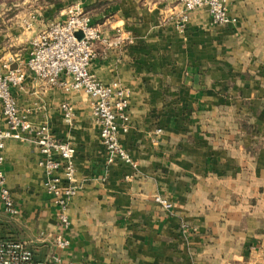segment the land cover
<instances>
[{"label": "crops", "instance_id": "crops-1", "mask_svg": "<svg viewBox=\"0 0 264 264\" xmlns=\"http://www.w3.org/2000/svg\"><path fill=\"white\" fill-rule=\"evenodd\" d=\"M70 4L82 5L102 36L132 40L96 42L90 67L131 91L130 128L119 137L132 162L108 163L87 94L27 70L12 88L20 111L73 142L79 187L64 230L39 147L7 139L3 170L18 213L0 200V237L28 240L37 259L57 253L64 264H264V0H228L237 21L226 25L197 8L183 29L180 0H15L2 6L15 21L13 33L0 31V73L8 61L26 63L38 25L49 23L28 29L22 14L52 18ZM59 233L66 249L55 243Z\"/></svg>", "mask_w": 264, "mask_h": 264}, {"label": "built area", "instance_id": "built-area-1", "mask_svg": "<svg viewBox=\"0 0 264 264\" xmlns=\"http://www.w3.org/2000/svg\"><path fill=\"white\" fill-rule=\"evenodd\" d=\"M180 3L182 11L178 24L181 29L185 28L189 13L201 7L208 8L216 23L226 25L237 21L229 14L228 0H180ZM64 15V19L51 22L46 30L33 37L26 63L12 67L8 61L4 63V71L0 73V108L7 124V128L0 127V200L10 215L18 213L3 170L7 139L32 141L43 154L39 164L45 170L44 185L58 208L62 228L67 230L71 225L69 208L79 187L76 181V148L70 140L54 138L47 124H33L27 114L20 111L12 88L23 84L28 70L51 86L66 92H84L91 99L92 118L100 127L108 163H131V156L119 137L120 132H128L130 128L131 91L117 80L110 83L100 81L90 67L96 57V42L118 47L132 40L121 36L112 39L102 36L100 27L93 23L91 16L80 4L68 6ZM31 18L36 20L37 16L33 15ZM31 24L28 22L29 28L32 27ZM62 107L65 120L73 123L74 106L65 102ZM160 132L161 129H157L156 134ZM155 199L167 209L172 207V203L162 196H156ZM55 243L59 249H66L70 240L59 233L55 236ZM0 264L64 262L57 253L51 254L49 259H37L28 240L0 237ZM65 264L83 263L70 260Z\"/></svg>", "mask_w": 264, "mask_h": 264}, {"label": "rangeland", "instance_id": "rangeland-1", "mask_svg": "<svg viewBox=\"0 0 264 264\" xmlns=\"http://www.w3.org/2000/svg\"><path fill=\"white\" fill-rule=\"evenodd\" d=\"M13 1L14 0H0V31H2V32H3V30H8L9 33H13L12 29H11V25H12L11 23H13L15 21V18H13L15 16V14L12 16H9L8 11L3 12V10H2V6L4 4H5V6H10ZM22 15H25L24 16L25 17L24 22H25V25L28 29H32V27H34L36 22H39L45 18L49 20L48 21L49 23L47 24V26H46V21L44 23L38 25L36 35L42 31L46 30L51 22L56 21V20H62L65 18L64 14H51L53 17L50 18L49 15L41 14V13H37V12L31 13V14H22ZM33 15L37 16L36 20L31 18V16H33ZM57 17H60V18L58 19ZM10 19H12V20H10ZM28 22L32 23L31 24L32 27H30V28L28 27ZM10 36L12 37V35H10Z\"/></svg>", "mask_w": 264, "mask_h": 264}, {"label": "trees", "instance_id": "trees-1", "mask_svg": "<svg viewBox=\"0 0 264 264\" xmlns=\"http://www.w3.org/2000/svg\"><path fill=\"white\" fill-rule=\"evenodd\" d=\"M53 2H59L60 0H52ZM15 3V0L11 3V5L10 6H12L13 4ZM103 4H105V5H108V2H99L97 5L98 6H100V5H103ZM71 5V4H70ZM69 5V6H70ZM87 12V11H86ZM88 13V12H87ZM15 14V12L13 11V9L12 10H10V11H8V15L9 16H12V15H14ZM89 14V13H88ZM90 15V14H89ZM91 16V15H90ZM92 18V17H91Z\"/></svg>", "mask_w": 264, "mask_h": 264}]
</instances>
